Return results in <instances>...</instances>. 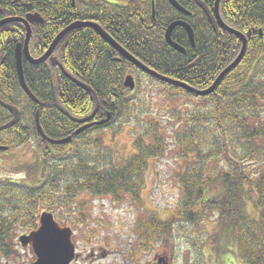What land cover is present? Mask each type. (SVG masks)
<instances>
[{"label":"trees","instance_id":"obj_1","mask_svg":"<svg viewBox=\"0 0 264 264\" xmlns=\"http://www.w3.org/2000/svg\"><path fill=\"white\" fill-rule=\"evenodd\" d=\"M52 1L0 0V21L23 18L32 13H38L44 19L43 24L31 26L29 53L33 58L40 57L47 50L55 34L63 27L61 21L81 15L80 11L76 15L70 14L71 16L65 13L67 0H55V13L51 8ZM119 1L131 4L138 0ZM202 1L209 8L215 2ZM225 2H220V17L229 23ZM247 4L249 10L242 26L247 42L239 65L224 77L213 92L205 96H195L176 86H168L169 89L165 88L163 92V99L166 101L173 95L181 96L188 110L184 113L179 108L172 110L174 118L170 120L173 123L171 147L177 151V159L184 168L177 178L181 199L177 203L179 217L176 222H162L155 217L142 219L144 221L139 227L144 231L142 236L138 235V242L146 247L164 243V240L169 241L167 238L172 233H177L174 231L177 222L192 227L202 219L211 218L208 216L211 214L216 217L217 230L209 238L211 253L208 264H225L230 256L228 254L233 251L232 247L237 249L243 264H264V0H247ZM61 14L63 16L56 21L59 24L54 25L53 16ZM118 21L121 23L120 19L116 20ZM233 26L240 27L239 20L233 22ZM70 34L62 39L54 51L66 72L79 78L83 53L81 40L70 49L71 54L77 57L72 70L65 60ZM227 37L231 40V48L226 41ZM24 39L25 28L20 23L10 22L0 26L2 146L24 145L34 138L40 140L34 125L35 111L43 110L54 116L56 110L53 88L57 85L59 92L61 81L70 85L57 66L48 61L32 65L23 57L24 80L37 103L31 100L20 87L15 66V49L18 44H23ZM217 40L216 74L234 60L240 49V42L235 36H218ZM121 41L128 46L124 39ZM124 65L116 71V78L112 79L116 81V85L121 86L124 74L133 68L126 61ZM104 71L97 70L99 80L108 79L107 72ZM185 78L183 81L186 84L198 89L209 87L214 80L213 77L195 81L188 76ZM63 88L64 91L65 87ZM94 88L99 90L96 86ZM58 95L62 103L63 96ZM119 103L116 105V118L123 122L132 103L123 99ZM7 105L15 107L19 112L18 121L11 126L6 125L12 118ZM93 106L94 102L89 97L85 113L91 112ZM101 107H104L103 104ZM60 118L65 121L61 115ZM40 124L44 128L43 118L42 121L40 119ZM45 134L52 139L67 135L66 132L61 135ZM136 136L133 155L121 167H115L113 160L107 159L108 156L99 151V147H105L104 144L77 149L69 156L62 153L65 145L47 144L41 139L44 150L33 158L35 165L32 166V171H27L29 177L22 182L0 180L1 257L14 258V230L21 225L26 229L33 228L34 220L42 212L39 208L52 212V207L58 206L56 213H61L70 209L74 199L82 194L92 197L107 196L114 203H119L123 197L136 201L143 187L148 162L161 159L168 149L167 139L156 132H146L144 135L139 133ZM21 171L25 172V169ZM247 205L253 208L256 215L252 216L247 211ZM70 210L74 211V207ZM76 211L79 212L78 209ZM73 217L75 218L68 215L67 218L84 223L85 217L82 214L78 213L77 217ZM24 220L26 224L22 223Z\"/></svg>","mask_w":264,"mask_h":264},{"label":"flooded vegetation","instance_id":"obj_2","mask_svg":"<svg viewBox=\"0 0 264 264\" xmlns=\"http://www.w3.org/2000/svg\"><path fill=\"white\" fill-rule=\"evenodd\" d=\"M173 1L175 5L171 0H138L136 3L133 1L131 4L119 0H67L65 5L68 3V7L66 6V10L64 9L65 13L76 15L80 11L81 15L75 19H72L74 17L70 15L72 18L61 21L60 23L63 27H61V29L55 34L54 38L75 22L89 23L99 27V29H101L113 43H117L144 66L158 73L162 77L183 82L185 84L186 82H184L183 79L186 76L191 77L190 79L193 81L212 77L215 79L218 75L216 74L218 36L232 37L233 35L226 32V30L218 24L214 5L212 8H209L202 0H199L208 9L212 17L216 19L215 27L212 26L205 12L194 0ZM225 1L227 13L226 18L229 23L224 22L220 17L221 0L218 5V16L220 20L228 28L236 30L246 36L242 26L249 10L247 0ZM56 3L57 1L55 0L51 3V8L54 9L53 12H55L57 7ZM62 16L63 14L53 16L52 23L54 25L59 24H56V21ZM119 19L121 23H119V21L116 22V20ZM204 19L206 21H204ZM237 20H239L240 27L233 26V22ZM176 22L184 23L190 27L192 31V42L190 41V36L187 30L182 26H176L172 29L168 36L170 42L168 41V29ZM71 32L72 34H70ZM125 33L126 35H124ZM69 34L70 37L67 39L68 54L65 56V60L71 65L70 70H72L74 63L77 60V57L74 54H71L70 49L73 48L78 40H81L82 43L83 53H81L80 58L82 61V70L79 73L80 77L77 78L71 73L66 72L63 67L62 68L67 75L89 88L95 94V97L98 99V106L95 114L93 117H90L95 109V97L89 91L81 88L76 82L68 79L60 71L70 85L63 83V81L59 82L61 86L59 92L57 91V85H55L53 88V99L56 110L55 115H48V113H45L43 110L41 111L37 109L35 111L34 125L40 140H44L47 144L59 146L65 145L62 152L63 155L71 156L77 151V149H86L89 145L93 144H104L105 135H109L111 139L112 132H116V123L118 122V119L116 118V105L120 104L119 102L121 99L133 103L132 99L134 96L139 92H143L142 82L145 84H154L162 89L164 88L163 92L173 85L155 79L132 64L131 66L133 68L124 74L121 86L116 85V81L112 80L116 78V71H119L125 61L128 62L121 53L117 51L112 44L107 42L92 26L73 29L64 37ZM121 39H124V42H126L128 46L125 45V43H121ZM237 40L240 42L241 49L242 42L238 38ZM226 41H228L229 47L231 48V40L227 37ZM219 45H221V42H219ZM175 47L182 49L183 52L178 51ZM229 47L227 49H230ZM52 57L55 58L57 64H53L49 60L47 61L57 67L58 65L62 66L58 61L55 51L53 52ZM97 70H105L104 72H107V83L105 82L106 80H99L98 75L96 74ZM91 71L93 73H91ZM127 76L133 78L135 88L132 91L123 86V80ZM187 85L189 84L187 83ZM95 86L98 87V91L94 88ZM63 87H65L64 91ZM191 87L199 91L206 89H198L194 86ZM163 92H161L162 99L164 96ZM58 94L63 96L62 103ZM89 97L93 100L94 106L91 112L85 113ZM33 101L37 103L36 98ZM180 101H183V98L179 95H173L168 101L165 100V102L168 103H179ZM101 104H103L104 107L107 106V108L101 107ZM58 113L65 121L60 118V115L58 116ZM64 113H67L72 119ZM42 118L44 121V128L40 124V119L42 121ZM36 119L41 131H39L36 126ZM63 131L66 132L67 135L58 139H52L45 134V132H47L49 135H52L53 133L55 135L60 133L61 135L64 133ZM40 140L37 138L30 139L24 145L12 147L0 145V148H6L5 151H1V153L9 154L14 149L25 147V152L34 158L37 154H42L44 150V145ZM62 140H67V143H53L54 141L57 142ZM18 166L24 167L22 163H19ZM25 178L26 176L22 178L20 182L24 181ZM54 220L61 227H68L72 231L71 243L74 247V254L68 264H96L97 261H94L96 258L93 257V254L90 256L86 252L82 253L79 251V242L76 240L77 233L75 230L77 220H72V218H64L62 220L54 218ZM38 227L39 216L38 219L34 220V227L27 229V231H23L22 234L17 237V240L21 236L30 235V233L36 231ZM93 231L95 230L90 229L88 230V233L92 234ZM84 235L85 232L83 231V236ZM86 238L89 240H86L83 237L85 243L87 246L89 243V247H91L92 244L90 237L86 236ZM17 244L21 248H24L22 250L24 252L25 260L22 264H35L36 257L31 246L28 245L27 247H23L19 242ZM159 244L161 247L164 243L160 242ZM14 248L15 247H13V251ZM153 248V246H147V249L153 250ZM164 253H152L153 257L146 264H170L169 257H166V254ZM90 258L92 259V262H90ZM230 262L228 256V261H226L225 264H230ZM14 264H16V262Z\"/></svg>","mask_w":264,"mask_h":264},{"label":"rangeland","instance_id":"obj_3","mask_svg":"<svg viewBox=\"0 0 264 264\" xmlns=\"http://www.w3.org/2000/svg\"><path fill=\"white\" fill-rule=\"evenodd\" d=\"M142 87L143 92H139L132 99L129 114L123 118V122L119 120L116 123V134L112 135L111 139L109 135H105V147H99V151L108 156L107 159L113 160L115 167L116 165L121 167L132 157L133 143L139 133L144 135L146 132H156L167 139L168 149L163 157L148 162L138 199L135 201L123 197L119 203H114L107 196L92 197L82 194L74 199V204L70 207V209L74 207V211L66 209L64 212L56 213L57 206L52 207V212L55 211L54 216L60 219H64L65 216L67 218L68 215L75 218L73 216L77 217L78 213L85 217L84 223H78L77 220L75 225L76 240L79 242V251L86 252L90 256L93 254L96 258L94 261H97L96 264H146L151 260L154 252H165L170 264H208V256L211 253L209 238L217 230L215 215H208L211 218L202 219L200 223L192 227L177 222L174 225V231L177 233H172V236L167 238L169 241L164 240L161 247L160 244L153 245V250L147 249L138 242V235L142 236L144 231L139 227L144 217H155L162 222L170 220L176 222L179 217L177 203L181 199V189L177 178L184 168L177 159V151L171 147L170 134L173 123L170 120L174 118L172 110L179 108L183 113L188 112L185 101L165 102L161 98V92L164 90L161 87L143 82ZM25 150L26 148L22 147L14 149L9 154H0V180L18 181L22 176L19 173L23 168L25 169L24 176L29 177L27 171H32L34 168L32 170L31 168L35 163ZM19 163H22L24 167H19ZM246 209L252 216L256 215L250 205H247ZM40 210L49 212L44 208H39ZM22 223L27 222L24 220ZM90 229L95 231L92 234L88 233ZM23 231L27 229L22 225L14 230L12 237L13 247H15L14 258H3L0 255V264H14L15 262L22 264L24 262L25 256L22 250L24 248L17 244L19 242L17 237ZM86 236L91 239V247L89 243L87 246L83 239L84 237L89 240ZM232 250V253L228 254L230 264H243L239 259L237 249L232 247ZM203 256L206 257L203 258ZM89 260L92 262L91 258Z\"/></svg>","mask_w":264,"mask_h":264},{"label":"water","instance_id":"obj_4","mask_svg":"<svg viewBox=\"0 0 264 264\" xmlns=\"http://www.w3.org/2000/svg\"><path fill=\"white\" fill-rule=\"evenodd\" d=\"M171 1H172V3H174L173 0H171ZM194 1L205 12V14H206L209 22L212 24V26L215 27V20L217 19L218 24H220L221 27L224 30H226V32L237 37L242 42L240 52H239L238 56L234 59V61L231 64H229L222 72H220V74L217 76V78L214 80V82L212 83V85L209 88L202 90V91L195 90L194 88L188 86L185 83L170 80L168 78L162 77L158 73L148 69L140 61L135 59L132 55H130L127 51H125L122 47H120L117 43L116 44L113 43L112 40L101 29H99V27H97L96 25H92L89 23H82V22L73 23L72 25H70L66 29H64L62 32H60L54 38V40L52 41V43L50 44V46L48 47L46 52L38 59H33L30 56L29 50H28V44H29V40L31 37L30 26L43 24V22H44L43 18L39 14L34 13V14L26 15L25 18H8L5 20H1L0 26L7 24V23H10V22H18V23L22 24L25 28L24 44L23 45L18 44L16 46L15 65H16V71H17V76L19 79L20 86H21L22 90L30 98H33V97H32L30 91L28 90V88L25 84V80H24V76H23V68H22V57L24 56L26 58V60L32 65H38V64L43 63L47 60H49L53 64H57V61L55 60V58L52 57V54L55 50V47L59 43V41L69 31H71L73 29H80V28H83L86 26L94 27L95 30L107 42L112 44L116 48V50L119 51L121 53V55L127 61H129L134 66L138 67L142 72L148 73L149 75H151L152 77H154L155 79H157L159 81H162L164 83L179 87V88H181L187 92L193 93L195 96H205V95L213 92L216 89V87L221 83V81L224 79V77L240 63V61L244 55L245 48H246V37L243 34H241L240 32L235 31L233 29H230L222 23V21L220 20V18L218 16V5H219L220 0H215V4H214L216 19H214L212 17V15L209 13L208 9L199 0H194ZM174 5H175V3H174ZM176 26L184 27L190 36V41L192 42V39H191L192 38V31H191L190 27L184 23H179V22L173 23L169 27L168 32H167V38H168L170 32L172 31V29ZM260 34H261V32H260ZM168 41H169V38H168ZM175 48L178 51L183 52L182 49H180L178 47H175ZM58 67L64 76H66L71 81L76 82L81 88H83L86 91H89L95 97V94L89 88L85 87L84 85L80 84L79 82L75 81L72 77L67 75V73L64 71L62 66L58 65ZM123 86L125 88H128L129 90H133L135 87L133 78L131 76H127L123 81ZM95 100H96L95 109H94V111L90 117H93V115L95 114L96 108L98 106L97 97H95ZM7 108L12 113V120L8 123V125H13L18 120V117H19L18 111L16 108L11 107V106H7ZM64 114L66 116H68L69 118H71L67 113H64ZM36 126H37L38 130L41 131L40 127L38 126L37 119H36ZM64 142H67V140H62V141H57V142L54 141L53 143H64ZM3 149H5V148H3ZM71 235H72V233H71L70 229L60 227L57 223H55L51 213L44 212L41 214V216L39 218V227L37 228V230L30 233V235H28V236H21L19 238V243L23 247L26 245L31 246V249H32V251L36 257L35 264H68L69 261L72 259L73 252H74V247L71 243Z\"/></svg>","mask_w":264,"mask_h":264}]
</instances>
